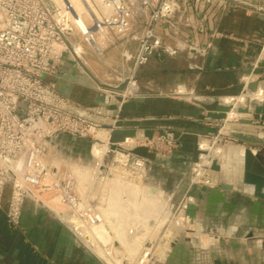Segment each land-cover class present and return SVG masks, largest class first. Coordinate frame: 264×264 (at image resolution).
I'll return each instance as SVG.
<instances>
[{
	"label": "crops",
	"instance_id": "obj_1",
	"mask_svg": "<svg viewBox=\"0 0 264 264\" xmlns=\"http://www.w3.org/2000/svg\"><path fill=\"white\" fill-rule=\"evenodd\" d=\"M222 2L223 7L208 8L199 22L190 18L192 23L203 27L201 32L199 28L189 29L185 36L165 40L172 45L187 42L197 50L153 58L139 68L137 78L146 73L153 78L148 82L150 86L141 85L138 98L143 101L130 99L120 109L115 103L109 107L113 111L111 123L117 120V126L123 129H137L139 136H144L143 130H174L178 143L169 156L157 154L155 160L133 156L132 165L139 166L135 175H140L130 177L128 182L111 176L106 182L94 176L98 161L93 158L99 157L94 153L91 138L61 134L50 152L54 165L75 168L77 180L84 185L81 192L91 191L95 202L103 200L104 222L94 229L99 244L111 241L116 233L119 250L124 246L138 254L152 234L181 233L175 235L169 247L163 246L162 257L152 259L149 264H264V229L260 228L262 219H259L264 217V198L228 189L227 183L225 189L200 186L189 189L196 135L216 130L215 126L223 120L211 118L209 113L216 110L223 98L243 95L248 84L245 77L251 83L259 82L264 89V0ZM137 30L141 31V27L137 26ZM116 40L127 46L118 52L125 49L134 52L137 48L135 41H121L112 32L96 35L102 49L99 54L82 41L86 64L77 66L66 59L55 78L58 90L82 106L101 104L102 93L97 85L103 82L98 78H104L99 75L100 62L93 57L102 56L106 45ZM121 68L125 73L132 72L130 63ZM249 70L259 73L249 75ZM206 119L214 123H205ZM242 125L241 130L235 131L230 126L227 129L245 139L264 142V130L248 129L249 123ZM243 147L261 149L264 145L229 146L220 171L224 179L228 176V160L232 156L241 158ZM152 165L179 170L184 176L168 191L160 183L148 180L147 169ZM117 168L123 171L121 163ZM105 185L107 190L102 193ZM247 188L254 187L247 184ZM10 196L8 186L0 202V264H108L53 209L33 197L24 203L19 227L11 226L6 220ZM181 199L198 206L194 221L185 219V211L177 209ZM178 224L184 229H179Z\"/></svg>",
	"mask_w": 264,
	"mask_h": 264
},
{
	"label": "built area",
	"instance_id": "obj_2",
	"mask_svg": "<svg viewBox=\"0 0 264 264\" xmlns=\"http://www.w3.org/2000/svg\"><path fill=\"white\" fill-rule=\"evenodd\" d=\"M222 3V0H0V202L10 186L6 220L11 226L19 227L28 197L53 209L78 234L71 219L91 228L103 222V208L90 196L91 191L81 192L73 170L50 161L53 143L61 134L105 144L106 153H114L115 159L121 155L124 161L121 165L135 174L139 172V166L132 165L133 156H137L132 151L136 148L145 146L163 158L174 151L178 138L173 130H163L152 138L145 134L134 140L127 137L118 143L116 150H111L112 132L123 128L117 126V120L111 123L113 111L109 107L115 103L120 109L139 96L141 89L135 74L151 59L197 50L187 42L172 45L165 40L185 36L189 29L199 28L201 32L203 27L192 23L189 13L198 8L206 12L208 8L223 7ZM108 32L137 43L134 52L123 51L125 63L132 64V75L125 90L110 84L97 85L102 93L101 104L79 105L58 90L55 78L66 59L77 66L86 64L82 41L101 53L96 35ZM108 126L111 127L107 129ZM100 133L106 137H100ZM213 152L203 151L207 160L215 156ZM206 159L192 165L193 183L212 187L217 185L212 176L218 172ZM102 166L103 161H98L94 176L109 180L114 175L113 169L108 167L106 173L99 174ZM186 206L183 201L178 209L185 211ZM170 243L164 240L167 247ZM148 254L145 252L144 256ZM152 259L149 257L147 262Z\"/></svg>",
	"mask_w": 264,
	"mask_h": 264
},
{
	"label": "rangeland",
	"instance_id": "obj_3",
	"mask_svg": "<svg viewBox=\"0 0 264 264\" xmlns=\"http://www.w3.org/2000/svg\"><path fill=\"white\" fill-rule=\"evenodd\" d=\"M202 10L200 8H198L196 11H192L189 13V17L194 18L196 21H200L202 16H203ZM116 38H118V36H116ZM125 39L121 38V41H124ZM122 42H118V40H116L114 43H110L108 45H106L107 47H105L104 53L102 56L98 57L94 55V60L96 62H100V73L99 75L104 78V79H100L98 78L99 81L102 84H110L112 86H118L119 90H125L128 84V80L132 75V72H128L125 73L123 71V69L121 68L123 66V64H127L125 63V61L123 60V53L124 52H118V50H123L125 46V44H121ZM90 45V44H89ZM123 45V46H122ZM91 46V45H90ZM91 50H93V47H90ZM95 54V53H94ZM119 66V67H118ZM127 66V65H126ZM131 66V64H130ZM136 78H137V73L135 74ZM107 76H112L113 78L111 80H108L106 77ZM153 78L149 75V73H146L145 75H142L141 78H137L138 83L140 85V89H141V85H145V86H150L148 85V82L151 81ZM105 81V82H104ZM247 83V82H246ZM247 87V86H246ZM245 87V88H246ZM248 89V88H246ZM142 91V89L140 90ZM145 91H150L149 89H145ZM246 92V90H245ZM244 92V93H245ZM152 94H155L156 92H151ZM242 93V94H244ZM258 98L256 96H253L251 98V102L250 105L248 106L250 109H253L254 106L256 105V102L258 103ZM221 102V101H220ZM251 117L252 115L251 113L246 115V118ZM210 118V117H209ZM242 117H238V116H234L231 117L228 120L223 119L221 123H219L218 125L215 126L216 130H209L206 133H203V137L207 138L208 140H210V145L212 146V151L216 150L215 156L212 159L207 160L209 162V164H211L213 159H216L217 162L219 163V165L222 167V163L224 160V155H225V151L228 148V144H234V145H243V146H253L255 148H259L262 147L264 145V142L262 141H255V140H248L245 139L243 137L238 136L237 134L230 132L227 127H233V129L236 130H241L244 125H242V122H240L239 119ZM257 120H253L250 124V126H247L248 129H254V130H264V123H257ZM208 122V119L205 120V123ZM208 123H214V122H208ZM232 125V126H231ZM166 131L172 130V129H164ZM174 131V130H173ZM175 132V131H174ZM159 132H155L154 134H158ZM176 136V133H175ZM201 135H199L200 137ZM177 137V136H176ZM202 137V136H201ZM95 145V144H94ZM103 145V144H100ZM220 145V146H219ZM106 146V145H105ZM108 151V147L106 146V152ZM219 152V153H218ZM121 154V153H120ZM219 156V157H218ZM121 155H118L115 159V154L110 152V153H105L104 157H102V161H103V166H107L111 167L113 166V176L115 178H119L120 181L124 182H128L130 179V176L132 175L134 176H138L135 175V172L130 170L128 167L125 168V166L123 165V171L119 172V169L116 167L122 162L121 161ZM218 157V159H217ZM93 159L100 161L101 159L94 157ZM90 160V159H89ZM131 164V163H130ZM193 165V164H192ZM71 168V167H70ZM189 172V189H192L194 187L200 186V187H208V188H212V189H225V185L227 183V179H224V175L221 171V169L219 171H216L218 173H214V175L212 176V179L214 180L213 182L216 183L217 185L215 186H209V185H205V184H195L193 183V175H192V166ZM236 169H238V166L235 167V171H237ZM75 176L76 174V170L75 168L72 169ZM79 170V169H78ZM122 170V169H121ZM214 170V169H213ZM239 170V169H238ZM101 170L99 172V174H101ZM79 177H82L81 173H78ZM184 174L179 171H171L167 168L164 167H159V166H151L150 168L147 169V177L148 180L151 182H155L156 184L160 183L161 186L164 189H167L169 191V189H171L172 187L175 186V181L179 180V178L183 177ZM87 178H89V176L86 175ZM111 177V176H110ZM110 180V179H109ZM109 180H106V182H109ZM79 183V181H78ZM81 183V181H80ZM79 183V189L81 190L83 188L84 185L81 186V184ZM83 183V182H82ZM82 187V188H81ZM107 187L106 185L103 186V188L101 189V192L104 193L106 192ZM238 190V192L241 193H247L249 194V192H246L244 190ZM260 196V195H258ZM263 197L264 196H260ZM99 200H101L99 198ZM97 205H99L100 207L104 208L103 205V200L101 201H97L96 202ZM182 203V199L178 202V206L177 209L179 207V204ZM193 203V202H191ZM55 208H57V210L61 209V207L59 205H54ZM180 211L182 212V210L180 209ZM55 212V211H54ZM185 219H187V217L185 216ZM262 219L261 223H260V228L264 229V217L260 218ZM179 229H184V226L181 224H178ZM91 237L93 238L94 242H96V246L91 245L86 238L81 234L80 238L82 239L83 242H85L86 244H88L90 246V248L97 253L98 256L102 257L103 259H105V261L108 264H149V261L147 262V259L149 257H153V258H160L162 257V255L165 253L162 248H164V240H166L167 238L172 241L174 237L177 236V234L181 235L180 232L178 233H170V232H163V233H157V234H152L153 237L150 238L147 242H151V241H156L157 245L155 248H150L148 247V245L146 244L145 248H141L138 250V254H135L136 250L134 251V249H129V248H124V246L122 248H120L121 250H119V246H120V241L118 240V243H115L116 240V233H114V237L113 239H111V241H106V243H104V241L98 242L97 238L95 235H98L95 230H88ZM199 233V232H197ZM176 235V236H175ZM93 246V247H92ZM107 247V248H106ZM148 247V248H147ZM118 252H120V254L118 255ZM145 252H149L148 256H144ZM137 253V252H136ZM133 255H135L134 257H132ZM141 258H143L142 262L140 261ZM119 259V262L117 261Z\"/></svg>",
	"mask_w": 264,
	"mask_h": 264
},
{
	"label": "water",
	"instance_id": "obj_4",
	"mask_svg": "<svg viewBox=\"0 0 264 264\" xmlns=\"http://www.w3.org/2000/svg\"><path fill=\"white\" fill-rule=\"evenodd\" d=\"M264 65V62L262 63ZM259 73V70H249V73ZM249 90L252 92H256L259 88V82L255 81L248 84ZM143 101V98H135V102ZM234 106L224 105L221 102L217 105L215 111L210 112L209 116L214 119H225L228 116V113L232 111ZM239 112L242 113H251L252 118H242L240 122L242 123H251L253 120L264 121V101L262 103H256L253 109L249 107L238 108ZM163 131V130H162ZM161 131V132H162ZM136 132L135 129H116L112 132L110 138L109 147L111 150H116L118 148V143L123 142L127 137L134 135ZM155 130H147L144 131V134L152 138ZM229 146H239L234 144H228ZM134 155H137L142 158H147L150 160H155L157 157V153L150 151L147 147L141 146L132 151ZM199 146L197 138L194 141V151H193V161H197L199 159ZM238 166L237 171H235V167ZM228 176H227V184L226 188L228 189H239L244 190L246 192L264 196V147L261 149H250L243 147L242 149V157L239 158L237 156H232L230 160H228ZM212 168L215 170H219V165L216 161H213ZM102 174L107 172V166H102L101 169ZM247 184L253 186L254 188H247ZM185 209V215L190 219V221H194L197 215L198 206L196 204L189 203L187 204ZM76 225V228L80 234H82L87 241H89V236L87 234L81 233L80 223L76 220L71 219ZM148 247L155 248L157 245L156 241L149 242Z\"/></svg>",
	"mask_w": 264,
	"mask_h": 264
},
{
	"label": "bare ground",
	"instance_id": "obj_5",
	"mask_svg": "<svg viewBox=\"0 0 264 264\" xmlns=\"http://www.w3.org/2000/svg\"><path fill=\"white\" fill-rule=\"evenodd\" d=\"M250 74H252V73H249V75ZM253 74H255V73H253ZM246 78V80H247V83L249 84V83H251L250 82V78L249 77H245ZM248 84H247V87L246 88H248ZM251 90H249V88L248 89H246V92L243 94V95H240V96H238V97H234V96H228V97H225V98H223L222 100H221V103L222 104H224V105H231V106H234V108L235 109H233L232 111H230L229 113H228V116H227V118H225V120H228V119H230L231 117H234V116H240V117H242V118H246V115H247V113H242V112H239L238 111V108H245V107H248L249 105H250V100H251V98L253 97V96H256L257 98H258V103L260 104V103H262L263 101H264V89H263V87L262 86H259V88H258V90L256 91V92H252ZM183 93V92H182ZM257 103V102H256ZM242 118H240V119H242ZM247 118H251V117H248L247 116ZM239 119V118H238ZM239 119V120H240ZM201 135L202 136V134L201 133H197V135H196V138H197V141H198V146H199V150H200V153H199V159L197 160V161H193L194 163V165H196L197 163H200V162H203V161H205V159H206V156L204 155V153H203V151L204 150H208V151H212V146L209 144V140L208 139H206V138H204L203 136L201 137H199L198 135ZM99 136L100 137H102V138H105L106 137V134H103V133H100L99 134ZM131 138H130V140H134V139H136L137 137H142V136H139L138 134H137V132H135V134L134 135H132V136H130ZM199 137V138H198ZM94 153H95V155H97L100 159L102 158V157H104V154L106 153V146L103 144V145H100V144H95V146H94ZM121 153V152H120ZM219 153V152H218ZM219 157V156H218ZM218 157H217V159H218ZM103 159V158H102ZM101 159V160H102ZM207 160V159H206ZM121 161L122 162H124L123 161V159H122V157H121ZM213 161H216L217 162V160L216 159H213L212 160V162H211V167H212V164H213ZM217 164L219 165V163L217 162ZM114 166V165H113ZM113 166H112V168H113ZM219 168L221 169V166L219 165ZM213 169V168H212ZM219 169V170H220ZM215 170V169H214ZM219 170H216V171H219ZM192 204H194V203H192ZM103 222H104V218H103ZM103 222L101 223V224H103ZM100 224V225H101ZM99 225V226H100ZM98 227V226H97ZM96 228V227H95ZM95 228H91V227H87V226H85L84 224H80V230H81V233H83L84 235L85 234H87L88 236H89V243L91 244V245H94V246H96V243L94 242V240H93V238L91 237V235H90V233H89V231L88 230H94ZM93 247V246H92Z\"/></svg>",
	"mask_w": 264,
	"mask_h": 264
}]
</instances>
